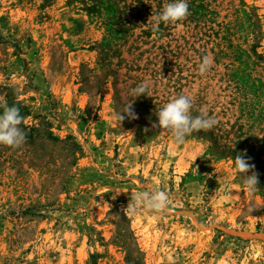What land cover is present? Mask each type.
Returning <instances> with one entry per match:
<instances>
[{"label":"rangeland","instance_id":"1","mask_svg":"<svg viewBox=\"0 0 264 264\" xmlns=\"http://www.w3.org/2000/svg\"><path fill=\"white\" fill-rule=\"evenodd\" d=\"M169 2L0 0V104L33 128L0 145V264H264V0H187L156 33ZM181 94L218 123L177 143L153 124ZM152 188L167 210L128 212Z\"/></svg>","mask_w":264,"mask_h":264},{"label":"clouds","instance_id":"2","mask_svg":"<svg viewBox=\"0 0 264 264\" xmlns=\"http://www.w3.org/2000/svg\"><path fill=\"white\" fill-rule=\"evenodd\" d=\"M189 13V5L187 0H170L164 7L162 12L152 17L153 30L159 32L161 22L175 24L183 20ZM213 61L210 57L204 56L199 63L198 72L201 76L206 74ZM150 82L145 80L134 89L132 95L136 98L141 94L149 92ZM132 102L127 104L125 108L118 113L120 121L125 119V113L128 117L137 118L136 113L132 109ZM192 98L188 95H178L167 102L157 114L158 120L154 122L153 127L167 129L172 133L173 139L177 143H182L187 135L201 130H210L218 121L209 117L206 112H202L198 116H192L190 109L192 108ZM3 111L0 112V145H6L18 148L26 140V134L21 128L23 117L20 114L19 107L15 105L9 106L5 101L0 104ZM250 158H245L243 154H239L234 159V167L238 174L241 175L243 184L249 192H253L259 185L258 174L251 171L255 166L248 162ZM134 203L128 204L127 210L135 213L138 209L143 208L145 211L162 214L167 210L169 205V196L167 192L161 189L152 188L151 190L137 191L132 193Z\"/></svg>","mask_w":264,"mask_h":264},{"label":"trees","instance_id":"3","mask_svg":"<svg viewBox=\"0 0 264 264\" xmlns=\"http://www.w3.org/2000/svg\"><path fill=\"white\" fill-rule=\"evenodd\" d=\"M7 104L9 105V106H11V105H15V106H17V107H19V109H20V114L22 115V117H23V115H25V113L27 112V110H26V108L24 107V106H22L18 101H16L15 100V98L12 100L11 98H7ZM3 111V108H0V112H2ZM21 128L23 129V131H25L26 132V134H28V135H30L31 133H32V130H33V128H29V127H27V126H25V125H21Z\"/></svg>","mask_w":264,"mask_h":264}]
</instances>
